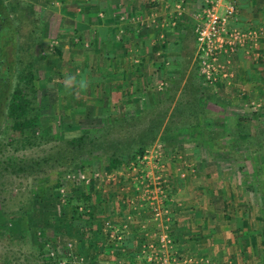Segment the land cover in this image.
<instances>
[{"label":"rangeland","instance_id":"1","mask_svg":"<svg viewBox=\"0 0 264 264\" xmlns=\"http://www.w3.org/2000/svg\"><path fill=\"white\" fill-rule=\"evenodd\" d=\"M10 1L15 0H6ZM19 1L25 7L32 5L35 12L31 19L23 22V34L28 32L30 26L37 28L38 32L42 30L38 53L33 49V73L38 89L37 105L42 111L39 122L41 120L43 130L37 126L24 136H44L33 145H23V139L17 137L14 140L8 124L6 127L0 151V218H5L0 224V255L4 261L6 258L10 260L5 264H43L38 249L44 247L45 255H67L71 257L72 264H147L142 247L148 241L155 242L156 237L145 240L143 235L150 236L151 232L147 231L149 224L142 219L151 218L153 221L154 218L149 201L144 199V195L142 198L141 190L132 189V178L141 177L150 165L156 168L161 164L166 165L164 173L167 174L169 170L177 177L172 182L168 174L164 176L170 197L175 200L174 183L178 182L182 186L180 197L189 199L191 195L189 201L194 200L196 204L192 212L200 207L205 211L198 223L191 222L195 234L183 243L179 242L180 248L182 245L191 246L188 241L194 239L200 243L197 246L205 250L208 248L206 243L210 242L212 249L206 257L209 260L207 264H220L224 258L227 262L222 264H264V189L259 188L254 179L255 175L264 179V167L261 164L258 168L254 166L253 171L250 161L244 160L246 153L251 154L249 145H235L240 158L233 162L234 159L225 153L215 155L212 149L204 148L200 141L183 132L166 137L167 127L182 123L183 106L177 107L173 102L188 100L190 94L178 92L172 103L169 96L175 94L172 90L177 82L181 80L183 86L190 75L196 73L197 81L201 82L208 97L225 103L229 113L255 117L256 122L264 119V22L259 20V16L249 17L255 12L260 15L261 11L252 3V9L247 8L242 19L239 20L238 13V20L232 19L228 24L229 29L241 32V43L235 53L222 57L223 62L228 64L226 73L229 77L221 80L223 86L220 85L218 91L206 88V84L214 83L204 79L197 62L196 30L204 21L202 7L206 4L205 0L201 3L193 0L177 2L179 7H173L169 14L173 16L172 22L180 18L186 20L184 25L187 32L184 41H181L184 42L185 54H188L182 66L186 70L184 73L181 67H177L182 65L183 59L174 53L177 47L173 44L169 47V55L154 52L151 57L142 59L143 48L164 44L156 31L154 35L159 37L158 40L154 37L148 43L147 36L140 38L143 34L151 33L147 25H139L137 34L131 29L132 32L124 31L123 34L116 32L113 38L106 34L103 38L107 37V41L99 40L101 47L95 48L90 44L89 30L94 32L96 23L79 26L72 19L65 18L63 24L64 10L61 7L64 0ZM154 2L146 0L149 7ZM250 2L246 1L245 4L250 6ZM259 2L264 5V0ZM223 3L224 0L220 5ZM236 4L239 5V1ZM178 10L181 14L179 17ZM155 12H158L156 8L152 14ZM219 12L222 11L219 9ZM138 16L137 19L141 20L142 15ZM9 27L11 25L8 23L1 34L5 42L11 40ZM80 34L86 35L85 40L80 39ZM25 40L22 35L21 41ZM111 48L119 52L125 50L129 55L114 56ZM26 53H23L25 59L28 57ZM144 60V67L139 68ZM195 64L199 65L196 70L193 68ZM165 67L166 71L163 70ZM69 75L77 81L85 80L87 88L81 90L73 87L71 91L67 90L65 84ZM17 79L12 76L13 83L16 84ZM120 82L123 87H116ZM226 86H229L230 93L223 89ZM156 98L169 102L158 105ZM170 104L169 113L166 116L160 114ZM214 104L211 107L220 110ZM154 111L156 120L152 119ZM207 127L209 135H213L214 127ZM152 129L159 131L158 135L148 140L142 154H137L135 158L127 156L120 169L110 168L109 153L136 146L140 141L136 138L137 133L151 132ZM90 131L95 137L93 139L97 140V151L92 158L83 157L70 170L67 161L55 164L50 160L43 161L42 165L36 164L40 159L50 157L57 150L60 140ZM225 148L229 149L228 146ZM145 155L148 157L145 158ZM133 164L136 170L131 168ZM240 166L244 169L241 170ZM180 179H184L181 180L183 184L178 181ZM185 180H188V186ZM82 188L91 193L93 202L98 204L96 215L100 217L99 223L105 226L106 221H111L127 235L125 239L107 240L105 235L100 237L95 233L99 224L90 226L86 221L71 218L68 198ZM221 190L224 192L221 193ZM184 204L180 206L181 213L178 215L185 214L187 208L183 209ZM125 224L129 231L123 227ZM180 229V234L184 235L191 230L186 225ZM199 229L200 233L197 232ZM26 231L29 232L28 236ZM41 232H46L45 237ZM113 246L120 248L124 254L118 256L113 253ZM180 248L177 245L174 250L182 256ZM66 260L64 258L62 264H68ZM181 260L182 264H192L187 255H183Z\"/></svg>","mask_w":264,"mask_h":264},{"label":"trees","instance_id":"2","mask_svg":"<svg viewBox=\"0 0 264 264\" xmlns=\"http://www.w3.org/2000/svg\"><path fill=\"white\" fill-rule=\"evenodd\" d=\"M34 13L35 12L32 5H30V8L25 7L19 0L10 2H6V0H0V18H4L6 20L5 24L9 23L11 25L9 29L11 31V34H15L17 37V41L19 44L17 47L21 51L22 57L21 73L18 74L17 85L8 105L7 124L8 128L10 129V135L15 136L13 137V139L16 140L17 137H21V140L23 139V145H25V143L28 145H33L37 143V140L42 139V137L44 136H24L27 131L36 128L37 126L41 130H43V126H41V120L39 122V118L41 119L40 115L42 111L41 108H39V106L37 105L38 89L33 73L35 66L33 49L36 53H38L37 51L39 48V35L42 30H39L38 32L36 30L37 28L30 26V29H27L28 32L23 34L22 31L23 22H27L29 18L31 19V17L34 16ZM22 35L26 39L24 42L21 41ZM89 38L90 44L92 46H94L95 48H99V46L101 47V44H99V40H101V38L98 37V35H95V32H92V30H89ZM80 39L85 40L83 35L80 36ZM154 48H156L157 50H165L167 55L171 54L170 50H168V43L166 42H164V44L160 46L155 45ZM175 50H177V52L175 51L174 53H177L183 59V62L181 61L182 65L177 67L178 69L181 67L182 70H180L182 73H184L186 70L182 66L185 63L184 61L186 59V56H188V54H185L184 52V42H182L180 44V47L176 48ZM110 51L112 54L115 50L113 49ZM24 52L28 53L25 54L26 56H28L26 57V59L23 55ZM144 57L146 59V56L143 54L142 59ZM145 63L146 60L142 62V65H140L139 68H143ZM152 63L156 65V63H154L153 61ZM186 65L189 66V64L187 63ZM198 66V64H195V67L193 68H198ZM166 68L167 67L163 68V70L166 71ZM183 79L184 77L182 78V80ZM197 79V73L194 75L191 74L190 78L188 79V81L186 80L183 86H181V80L175 84L172 90L175 94L169 96L171 97V103L172 101H175L178 92H181V94L189 93L190 96L188 97V100H178L177 102H173L176 103L177 107L178 105L183 106V110L181 111L182 123L175 125L174 127H167L169 129H167L166 131V137L171 138L183 132L188 137L191 136L194 140L200 141V143L204 145V148L212 149L213 152H215V155L225 153L227 157H229L230 159H234L233 162L236 158H240L237 156V154H239V150L235 147V145H238L240 143L247 144L249 145V151H251V154L246 153V158H244V160L246 159L250 161L253 171L254 166L258 168L261 164L264 167V119L256 122L257 118L255 117L250 118L236 112L229 113L225 103L218 100L215 101V99L212 100L208 97L205 88L203 87L201 82L199 83L197 81ZM156 100V103L158 105H166V103L169 102H166L164 98H156ZM214 103L220 107V110H216L215 108L211 107V104ZM149 107L151 108V106ZM170 107H172L171 104L163 109L160 114H165L164 116H166L169 113ZM155 116L156 113L154 111V115L152 118L153 120H156L154 118ZM207 126L214 127L213 135H209V133L207 132ZM150 131L151 132L147 133L143 132L142 134L137 133L136 138L140 141H138V144L136 146H129L127 148L115 150L109 153L108 157L110 161V168L120 169L126 161L127 156L135 158L137 154H142L148 144V140L150 138L151 140L156 138L159 132L153 129ZM92 134L93 133L91 131L79 132L77 135H71L66 139L60 140L57 150L54 151L53 154L50 155V157L40 159V161H37L36 164L42 165L44 163L43 161L50 160L52 162L55 161V164H61L64 163V161H67L68 170L73 169V166L77 161H81L83 157L92 158L97 151V140L93 139L94 136H92ZM226 146H228L229 149H226ZM100 155L103 156L104 154L101 153ZM261 159H263V161ZM240 168L241 170L244 169V167L242 166H240ZM254 177V179H256V181L258 182H256V184H258L259 188L263 190L264 179H261L259 175H255ZM180 183L183 184V181H181ZM58 185L60 186V184ZM169 197L170 193H168V198L165 202L167 206H169L170 202L172 201L171 197ZM68 205H70L71 218L74 221H86L90 224V226H92L91 224L94 223L99 224L96 228L95 233H97L100 237L105 235V238L107 240L109 239L107 238L108 236L104 234V226L99 223L100 217L96 215L98 204H95L93 202L92 194L89 193L85 188L79 189L72 193L68 198ZM121 208L124 209V206L121 205ZM201 209L197 208V210L193 213L199 221L204 216ZM4 220L5 218L2 216V219L0 218V224ZM41 234H43L42 237H45L46 232H41ZM23 235V237H26L25 234ZM26 235L28 236L29 232L26 233ZM119 246L120 245H118V247ZM114 248L115 246H113L114 251L112 250V252L116 255L118 254V256H122L124 254L123 252H121L120 248ZM38 250L40 257L44 261L43 264H62V260H64V258L69 261L68 264H72V259L70 256L61 254H58L56 256H47L45 255L46 252H44L46 251L45 247ZM6 261L10 260L6 258ZM6 261H4L0 255V264H5Z\"/></svg>","mask_w":264,"mask_h":264},{"label":"crops","instance_id":"3","mask_svg":"<svg viewBox=\"0 0 264 264\" xmlns=\"http://www.w3.org/2000/svg\"><path fill=\"white\" fill-rule=\"evenodd\" d=\"M153 1H155V2L152 3L153 5H151L149 7V5L146 3V0H69V1L64 0V4L61 7V9L64 10L62 23L65 24V22H64L65 18L72 19L73 21H75L76 25H79V26H81V25L87 26V24L96 23L94 25L96 27L94 32H95V35H98V37L101 38V40L107 39V37L103 38V36H106V34L107 35L109 34L113 38L114 35L116 34V32L121 31L123 34L124 31L129 32L130 29L133 32H135V34H137L136 31L139 32V28H140L139 25L143 24V25H147V26H149V28H151L150 29L151 33L149 32L148 34H143V36L140 38L147 36V39H149V40L148 41L146 40V42L149 43V41H152L154 37H156L158 40L159 37H157V35L159 34L158 36L161 37L163 42L168 43L169 47H170V45L173 44L177 48H179L181 41H183V39L185 38V33L187 32V27L184 25V23H185L184 21H186V20L184 18H182V19L180 18V20L172 22L173 19L171 20V18H173V16L172 15L169 16V14L171 13V10L173 7H176V6L179 7V4L177 2L182 3L183 0H153ZM185 1L188 2L189 0H185ZM193 1H196V3H197V1H199V3H201V1H204V0H193ZM228 1H236V2L239 1L238 6H240L239 9L241 10V12H239V20H240V18L241 19L243 18L242 14H245L247 8H251L252 3H253L254 6H256V9L261 11V14L256 15V12H255L251 15L249 14V17L256 18L257 16H259V20H261V22H264V5H262L259 2V0H251L252 2H250L251 3L250 6L245 4V2L249 1V0H224V3L221 4L219 7V9L221 11H223L224 6H225V4H227ZM51 2H53V1H51ZM73 5H75V6L73 7ZM182 5H184V4H182ZM152 6H153V8H152ZM154 8H156V10L158 12H155V14H152V11L154 10ZM138 15H142L141 20L137 19V17H139ZM177 15H178V17H179V15H181V14H179V10H178ZM246 19H249V18H246ZM235 20H238V19H235ZM68 25H70V24H68ZM74 29L72 31H74ZM78 29H79V31L82 30V28L81 29L78 28ZM132 31H130V32H132ZM142 32H144V31H142ZM102 33L104 35H102ZM154 33H156L157 35H154ZM132 35H133V33H132ZM84 37H86V35H84ZM156 38L154 40H156ZM170 42H172V43L170 44ZM144 45L147 46V44H144ZM155 45L160 46L159 43H157ZM168 50H170V49H168ZM143 51H144L143 54L146 56V58L151 57L152 54H154V52H156L158 54H163V55L166 54L165 50H163V49L157 50L156 48H150V47L143 48ZM114 52H113V55L114 56L116 55L118 57H123V56L129 55L125 50L121 51V52H119L118 50H115ZM134 57H135V54H134ZM118 67H119V65H118ZM256 71H258V70L256 69ZM255 74L256 75H254V76L257 77L258 74L257 73H255ZM120 83L121 84L116 85V87L122 88L123 84H122V82H120ZM222 83H223V81L217 82L216 84H206V88L208 87L207 89L218 90L219 89L218 87L220 85H221V87L223 86ZM228 88H229V86H226L223 89L225 91H228V93H230L231 90L229 92ZM171 168L173 169V166ZM167 174H168V178L169 177L172 178V182L177 180V177H174V175L172 174V171L168 170ZM181 180H184V179H180L178 181H181ZM187 181H186V185L188 186L189 183ZM132 183H133L132 189L137 190L138 189V187H137L138 183H140L138 177L132 178ZM174 186H176V188H174V191H175V194L177 196L175 195V200H174V198L173 199L171 198L173 203L170 202V204L168 206L170 209V217H169L170 220L167 221L169 226L167 224V226H165V227L167 229H169L170 235L172 236L173 240L176 241V242H174L175 243V249H176L177 245L180 248L179 242L183 243L184 240L189 239L191 235L195 234V230H193V228L191 226V222L194 223L195 221H197V223H198L199 220H198V218H196L194 216V214L192 212V210H195L196 204L193 203L194 200L189 201V199L191 198V195H190L189 199L186 197L185 198L180 197V195H181L180 192H181L182 186L178 182L174 183ZM222 192H224V190H221V193ZM196 194L198 195V193H196ZM183 203H185L184 204L185 206L183 209L187 208L184 210L185 214L178 215V213H181V207L180 206L183 205ZM191 203H193V204H191ZM173 207H175V208L173 209ZM200 208H203V207H200ZM190 211L192 213L189 214ZM148 212H149V210H148ZM203 212H205V211H203ZM142 213H144V210H142ZM191 217H192V221H191ZM194 218H196V220ZM142 220L146 221L149 224V229L147 228V231L151 232L150 236L148 234H146V236L143 235L145 240L152 239L153 237H156V240H157L158 236L156 234H157L158 226L155 223L154 219H153L154 222L152 221L151 218H149V220H146L145 218H143ZM185 225L189 226L191 230L186 231L187 235L186 234L184 235L182 233L180 234V230H181L180 228H182V226H185ZM156 227H157V229H156ZM200 231H201L200 229L197 230L198 233H200ZM188 242L191 246L186 247L185 245H182V248H180V254L183 253V255L189 256L192 264H198V263L199 264H207L206 262H209V260L206 257L209 256V253H210L209 250L212 249L211 243L210 242L206 243L207 244L206 247H208V248L203 250L199 246H197V245H200V243H196V241L194 239H192L191 241H188ZM188 242H186V243H188ZM192 242L194 244H192ZM189 253H190V255H189ZM212 253L214 255L215 250H214V252L212 251ZM194 256H196V257H194ZM114 257L116 258L115 255H114ZM223 262H227V260H225V258H224L222 260V263ZM222 263H220V264H222Z\"/></svg>","mask_w":264,"mask_h":264},{"label":"built area","instance_id":"4","mask_svg":"<svg viewBox=\"0 0 264 264\" xmlns=\"http://www.w3.org/2000/svg\"><path fill=\"white\" fill-rule=\"evenodd\" d=\"M205 1L206 4L202 7L204 21L199 24L196 30L197 53L201 75L208 82L215 84L229 77V74L226 73L228 64L223 62L222 57L235 53L241 43V32L228 28L230 21L237 18L239 7L236 2L228 1L223 11L219 12L222 0ZM144 157L147 158L148 155ZM147 164L150 163L147 162ZM131 168L137 169L134 164ZM164 169V164L156 168L150 165L145 174L138 178L141 183L138 189L141 190L142 198L144 195V199L149 201L153 218L158 226L157 240L155 242L148 241L142 247V253L147 257V264H182V256L177 253V250H174V240L165 227L168 224L167 221L170 220L168 216L170 209L165 204L168 198V185L167 179L164 177L167 175L164 173ZM123 227L127 229L128 225L125 224ZM104 231L110 240L122 241L127 237L109 220L105 222Z\"/></svg>","mask_w":264,"mask_h":264},{"label":"flooded vegetation","instance_id":"5","mask_svg":"<svg viewBox=\"0 0 264 264\" xmlns=\"http://www.w3.org/2000/svg\"><path fill=\"white\" fill-rule=\"evenodd\" d=\"M5 22L4 18H0V151L6 135L8 105L17 85V82L16 84L12 82V76L18 77L22 67L16 35L10 33L11 40L6 42L1 36L7 26Z\"/></svg>","mask_w":264,"mask_h":264},{"label":"clouds","instance_id":"6","mask_svg":"<svg viewBox=\"0 0 264 264\" xmlns=\"http://www.w3.org/2000/svg\"><path fill=\"white\" fill-rule=\"evenodd\" d=\"M67 83L65 84V87L67 90L71 91L73 87H78L79 89L83 90L87 88V82L83 79H80L77 81L74 76L69 75L66 77Z\"/></svg>","mask_w":264,"mask_h":264}]
</instances>
